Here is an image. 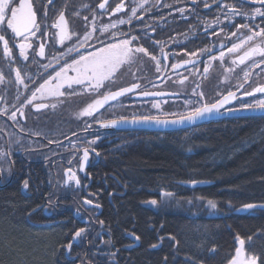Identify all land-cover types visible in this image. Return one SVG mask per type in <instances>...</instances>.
<instances>
[{"label":"flooded vegetation","instance_id":"obj_1","mask_svg":"<svg viewBox=\"0 0 264 264\" xmlns=\"http://www.w3.org/2000/svg\"><path fill=\"white\" fill-rule=\"evenodd\" d=\"M30 2L40 25L35 35H28L26 40L23 36L14 37L11 30L6 28V22L0 25V34L5 35L10 49V53L5 55L3 42L0 41V192L4 193L5 199L14 196L21 202L19 210L23 211L29 226L62 232L55 248V258L60 264H119L122 250H132L137 240L129 236L130 232L125 234V238L116 237V234H123V230L112 229L101 218L104 199L107 198L115 207V201L125 194L123 190H110L108 187L109 176H113L104 166L108 159L115 161L120 159L121 154L125 155L124 144L130 138L152 140L167 137L170 140L172 134L177 132L224 127L234 131L264 132V116L234 117L229 115L230 112L245 111L222 109L211 120L176 131L116 130L101 127L96 121L117 116L156 115L159 112L152 108V104L157 101L164 112L184 111L185 100L194 103L197 99L192 95V89L197 84L200 86L198 91H202L208 102H212L217 98V93L236 91L238 83H244V88L237 92L238 101L231 102L226 108L238 109L241 103H253L264 98L260 94L242 96V92H251L254 87L264 84V57L257 54L244 64L237 62L233 65L232 60L247 48L235 54L227 53V48L249 34L248 30L241 29L236 37L231 36L232 32L237 31L236 25L247 23L264 27V18L235 16L229 19L226 18L228 8L224 5L247 13H252L257 7L264 11V7L255 0H123L125 7L115 13L113 9L121 0H108L106 11L98 7L103 0ZM18 3L19 0H15V4ZM140 4H143L142 8L138 7ZM133 7L137 9L135 16L131 12ZM61 12L69 35V39L63 42L60 39L61 30L55 27ZM120 20L125 22L119 23ZM104 26H107V31L101 32ZM86 31L92 32V39L80 47L77 38L83 40ZM113 32L117 33L116 39L126 38L121 37L120 33L138 37L134 43L155 55L160 60L162 70L157 72L155 61L141 54L131 65L122 66L115 81L111 84L106 82L104 91H116L138 82L141 85L138 91L165 95L145 97L134 92L112 102L119 107L105 106L95 118L80 116L79 113L97 96L83 91L86 85L72 84L69 88L68 83H61L56 77V72L66 63L71 64L72 60L79 59L76 52H67L69 48L76 46L79 54L87 55L101 46L97 37L107 43ZM21 43L31 45L25 50L27 59L20 55ZM41 45L44 46V55H40ZM161 47L168 54L167 58L161 53ZM206 48L210 51L199 55L200 50ZM222 50L225 51L223 64L220 60L211 61L209 72L205 75L203 69L210 56H218ZM191 52H197L199 56L195 67L187 64L177 69L171 68L173 63L183 64L186 60L195 59L187 55ZM229 68L233 71L226 73L225 69ZM17 69L23 83L16 79ZM245 71L249 72L246 83ZM67 75L71 77L76 73L68 69ZM184 77L187 80L181 84L180 80ZM45 80L52 85L61 83L60 92L65 95L41 96L37 93L33 99L32 93ZM73 91L75 94L70 95ZM172 93L176 95H170ZM40 104L45 107L38 108ZM13 113L15 119L12 118ZM86 124L91 127L85 131ZM91 140H96V143L90 146L87 141ZM84 147L90 148V155L81 171ZM117 150L120 153H116ZM68 169L76 173L79 185L68 180ZM25 180L28 181L27 189L23 187ZM85 199L92 203L85 205ZM80 228L86 231L79 242L72 243L69 251L67 245Z\"/></svg>","mask_w":264,"mask_h":264},{"label":"trees","instance_id":"obj_2","mask_svg":"<svg viewBox=\"0 0 264 264\" xmlns=\"http://www.w3.org/2000/svg\"><path fill=\"white\" fill-rule=\"evenodd\" d=\"M124 145L126 154L104 166L119 178H109V189L125 194L115 207L105 198L101 218L123 230L116 237L133 232L140 244L122 250L119 264H227L238 237L245 240L246 252L264 264V209L233 212L244 204L264 203V132L205 128L173 133L170 140L130 138ZM195 180L211 183L194 188L180 183ZM3 195L0 264H60L55 248L62 232L29 226L21 202ZM209 199L217 204L214 211ZM34 239L37 254L27 246Z\"/></svg>","mask_w":264,"mask_h":264},{"label":"snow or ice","instance_id":"obj_3","mask_svg":"<svg viewBox=\"0 0 264 264\" xmlns=\"http://www.w3.org/2000/svg\"><path fill=\"white\" fill-rule=\"evenodd\" d=\"M51 2V0H49ZM147 2V0H145ZM247 2H252V0H247ZM255 3L264 7V0H255ZM108 4V0H103L102 3L99 4V8L101 10H107L106 5ZM125 7L123 0L121 3L116 4L113 12L119 13ZM138 7H143V4L138 5ZM205 7H208L205 4ZM224 7L228 8V12L226 13V18L231 19L235 16L245 17V18H255L256 16H260L264 18V11H261V7H257L254 9L252 13H247L241 10H238L235 7H231L228 5H224ZM136 7L131 9L132 16H135ZM181 12L184 9H180ZM46 15V13H45ZM87 21V17L84 18ZM6 22V28L11 30V33L14 37L23 36L25 40L28 35H35L37 31L40 29V25L36 20V13L33 10V5L30 0H19L18 5L15 4V0H0V25H4ZM124 20H120L119 23H124ZM218 22V21H217ZM56 28H59L60 31V39L63 42L64 40L69 39V35L67 32V24L64 18V14L61 12L59 21L55 24ZM115 27V25H112ZM237 31L232 32L231 36L236 37L238 33H240L241 29L248 30L249 34L240 40L239 43H234L230 48H227L228 54H235L238 51L247 48L246 51H243L242 55H238L236 59L232 60V64L236 65L237 62L239 64H244L249 58L256 56L259 54L261 57H264V47H261V44H264V27H260L259 25L249 24H241L236 25ZM258 29V30H257ZM101 32L107 31V26H104L100 29ZM121 37L116 39L117 33L113 32L112 36L109 37V41L105 43L101 41L99 37H97V42L101 45L96 48L95 51H89L87 55L79 54V50L76 46L69 48L67 50L68 53L76 52L79 55V59L72 60L71 64L65 65L62 67L59 72H56V77L61 80V83H68L69 88H71L72 84L85 86L83 91L91 92L97 96L95 100L89 103L80 113V116H87L95 118V115L100 114V110L104 109L105 106L110 108L119 107L120 105L114 104L112 102L118 101V98L123 97L127 94L136 92L138 95H143L145 97L148 96H164L165 93L161 92H148V91H138L141 85L137 83L131 84L129 87H122L116 91H104L107 87V84H111L115 81V77L118 74V71L121 70L122 66H128L135 62V60L142 54L144 56H148L151 60L155 61L156 71L161 72L160 60L155 56L149 53L148 49L142 45L137 46L134 42L138 41V37L136 36H128L126 33H120ZM79 46L83 47L90 39H92V32H85L83 40H79ZM0 41L3 42L4 54L8 55L10 53L8 40L5 38V35L0 34ZM259 41V43H257ZM159 43V42H157ZM31 47L30 44L21 43L19 45L20 55L27 59L26 49ZM92 47V45H89ZM223 47V46H222ZM161 53H164L163 47L160 49ZM209 49L200 50L199 55H203L206 52H209ZM40 55H44V46L40 47ZM165 58H167V53H164ZM190 57L195 59L186 60L183 64L173 63L171 65L172 69H177L187 64L196 66L197 59L199 58L197 52L187 53ZM225 58V51H220L218 56H210L208 64L205 65L203 69V73L206 75L209 72V67L211 61L220 60L223 64ZM258 67L259 65H255ZM71 69L76 73L75 76H68L67 71ZM199 71V69H197ZM233 69H225V72H231ZM135 78V75H134ZM159 78V77H157ZM249 78V72H244V81L247 82ZM2 79V77H0ZM16 79L17 81L23 83V79L21 77L19 69L16 71ZM227 79V77H225ZM187 80V77H184L183 80H180V83L183 84L184 81ZM107 82V84H106ZM61 83H57L52 85L49 80H45L44 83L40 84L39 87L35 89L32 93L33 99L36 97L37 93L41 96H64L65 93L60 92ZM27 87V85H25ZM199 84L195 88L192 89V95L197 99L193 103L192 100H185V110L181 112H173L168 113L164 112L161 108V104L159 101L154 102L152 104V108L157 109L159 114L156 115H133L131 119L125 116H117L116 118L110 120H97L96 122L100 124L101 127H116L119 125H139V124H156V125H182L185 123L194 124L197 121H202L208 118L213 117L214 115L220 114L221 110L225 111H248L254 115L264 116V98H260L255 100L253 103H241L240 108L232 109L226 108L233 101H238L237 92L244 88V83H238L236 91H228L226 94L217 93V98L208 102L207 98L204 96L202 91H198ZM101 93H103L101 95ZM75 94L74 91L69 93ZM255 94H260L264 97V84H259L254 87L251 92L244 91L242 92V96L252 97ZM170 95H176L172 93ZM166 102V101H165ZM31 103V101H28ZM38 108H43L45 105L40 104L37 105ZM55 107V105H53ZM12 118L15 119V113L12 114ZM90 124H86L85 131L90 128ZM87 143L91 146L96 143V140L87 141ZM75 147V145H73ZM94 151V149L92 150ZM99 155V153H95ZM90 155V148H83V157L80 165V170L84 169L85 163L88 161ZM67 178L69 181H74L77 185L80 184L78 177L75 172H72L71 169H68L66 172ZM193 184L197 183L196 181L192 182ZM23 187L25 189L28 188V181L25 180L23 182ZM165 196H170L171 193H164ZM85 205H90L92 201L85 199L83 201ZM151 204H157L156 200H152ZM208 206L211 209H216L217 204L214 200L209 199L207 201ZM264 208V205H256V204H247L244 205L240 211H250L254 208ZM101 224L103 221L100 222ZM86 230L84 228H80L77 230L67 245L69 251L72 248V243L77 241L78 238ZM136 240H139V237H135ZM163 239V238H161ZM174 239V237H172ZM238 242L240 247L236 248V254L229 262V264H257L258 257L253 255L247 259L243 257V246L245 244L244 239L238 238ZM153 248L157 247V245L153 244Z\"/></svg>","mask_w":264,"mask_h":264},{"label":"water","instance_id":"obj_4","mask_svg":"<svg viewBox=\"0 0 264 264\" xmlns=\"http://www.w3.org/2000/svg\"><path fill=\"white\" fill-rule=\"evenodd\" d=\"M229 115L234 116V117L260 116V115L251 114L248 111H245V112H230ZM213 118L211 117V118H208V119H205V120H202V121H197L194 124H188V123H185V124H182V125H171V124H169V125H156V124L133 125V124H127V125H119V126L111 127V128H114L116 130L176 131V130L187 129V128L202 124V123H204V122H206L208 120H211ZM129 119H131V118H129ZM195 181L197 182L195 184L192 183L193 181L180 182V183L183 184V185H186L188 187H191V188L198 187V186H203V185H207V184L211 183L210 181H203V180L202 181L195 180ZM249 204L264 205V203H249ZM244 205H247V204H244ZM244 205L239 206L238 208L234 209L233 212L234 213H239V214H243V213L249 212V211H240V209H242L244 207ZM99 207H100V211H101V206H99ZM255 209H264V208L257 207V208H254L252 210H255ZM98 214H99V212H98ZM129 236L132 237V238L136 237L133 234H130ZM77 242H79V238H78L77 241H75L73 243H77ZM135 245H137V242H136ZM135 245H133V246H135Z\"/></svg>","mask_w":264,"mask_h":264},{"label":"rangeland","instance_id":"obj_5","mask_svg":"<svg viewBox=\"0 0 264 264\" xmlns=\"http://www.w3.org/2000/svg\"><path fill=\"white\" fill-rule=\"evenodd\" d=\"M215 209H211L210 208V211H214ZM11 225V224H10ZM20 233H21V231H20ZM25 234V233H24ZM23 236H21V238H22ZM26 237H27V235H26ZM34 237V236H33ZM42 238V237H41ZM41 238H39V240L41 239ZM238 238H242V237H238ZM238 238H237V247H240V245H239V242H238ZM243 239V238H242ZM245 241V240H244ZM21 242V241H20ZM28 244H27V246L29 247V248H31V252H32V254H37V252L39 251V247H38V241L37 240H32V241H28L27 242ZM28 249V248H27ZM52 250H53V247H52ZM235 254H236V251H235ZM235 254H234V256H235ZM233 256V257H234ZM252 255H249L247 252H246V249H245V244H244V246H243V257L245 258V259H247V258H249V257H251ZM52 259H50V261H51ZM232 260V259H231ZM230 260V261H231ZM52 263H53V261H52ZM227 264H229V262L227 263ZM257 264H258V260H257Z\"/></svg>","mask_w":264,"mask_h":264},{"label":"bare ground","instance_id":"obj_6","mask_svg":"<svg viewBox=\"0 0 264 264\" xmlns=\"http://www.w3.org/2000/svg\"><path fill=\"white\" fill-rule=\"evenodd\" d=\"M109 172L113 175V176H109L110 178H112L114 181H119V178H118V176H117V174L115 172H113V171H109ZM130 234H133L135 236H138V235H136L133 232H130ZM139 244H140V238H139V240H137V245H135L133 247L136 248L137 246H139Z\"/></svg>","mask_w":264,"mask_h":264}]
</instances>
